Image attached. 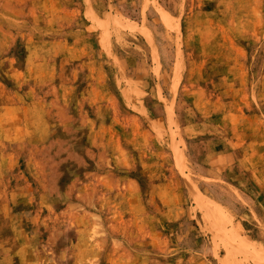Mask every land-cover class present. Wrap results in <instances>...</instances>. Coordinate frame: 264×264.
<instances>
[{
	"label": "rangeland",
	"instance_id": "1",
	"mask_svg": "<svg viewBox=\"0 0 264 264\" xmlns=\"http://www.w3.org/2000/svg\"><path fill=\"white\" fill-rule=\"evenodd\" d=\"M0 264H264V0H0Z\"/></svg>",
	"mask_w": 264,
	"mask_h": 264
}]
</instances>
